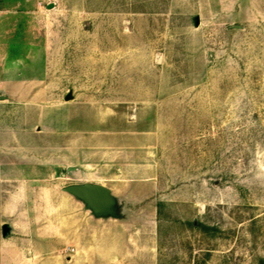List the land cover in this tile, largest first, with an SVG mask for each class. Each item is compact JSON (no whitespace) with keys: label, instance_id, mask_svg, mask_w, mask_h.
I'll return each instance as SVG.
<instances>
[{"label":"rangeland","instance_id":"obj_1","mask_svg":"<svg viewBox=\"0 0 264 264\" xmlns=\"http://www.w3.org/2000/svg\"><path fill=\"white\" fill-rule=\"evenodd\" d=\"M260 263L264 0H0V264Z\"/></svg>","mask_w":264,"mask_h":264},{"label":"water","instance_id":"obj_2","mask_svg":"<svg viewBox=\"0 0 264 264\" xmlns=\"http://www.w3.org/2000/svg\"><path fill=\"white\" fill-rule=\"evenodd\" d=\"M65 190L85 199L94 212L104 211L110 201L108 189L96 183L69 185Z\"/></svg>","mask_w":264,"mask_h":264},{"label":"crops","instance_id":"obj_3","mask_svg":"<svg viewBox=\"0 0 264 264\" xmlns=\"http://www.w3.org/2000/svg\"><path fill=\"white\" fill-rule=\"evenodd\" d=\"M96 184H98V183H96ZM100 185H102V184H100Z\"/></svg>","mask_w":264,"mask_h":264},{"label":"trees","instance_id":"obj_4","mask_svg":"<svg viewBox=\"0 0 264 264\" xmlns=\"http://www.w3.org/2000/svg\"><path fill=\"white\" fill-rule=\"evenodd\" d=\"M260 264H262V263H260Z\"/></svg>","mask_w":264,"mask_h":264}]
</instances>
